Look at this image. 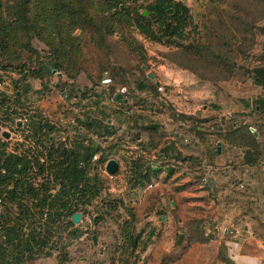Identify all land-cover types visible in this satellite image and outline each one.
<instances>
[{
	"label": "rangeland",
	"instance_id": "obj_1",
	"mask_svg": "<svg viewBox=\"0 0 264 264\" xmlns=\"http://www.w3.org/2000/svg\"><path fill=\"white\" fill-rule=\"evenodd\" d=\"M39 4L37 0L28 4L3 0L4 17L18 32L10 52L30 67L28 74L0 68V97L14 107L15 94L23 92L22 108L0 117L1 131L10 134L9 139L0 134V149L25 153L33 147V117L56 126L55 134L43 140L48 146L67 143L70 147L97 140L99 146L105 145L87 128L81 130V119L113 118L121 112L115 95L122 94V82L128 88L141 80L152 85L149 74L154 75L151 80L159 83L163 92L157 91L161 99L143 97L136 101V107L148 114L159 110L152 119L143 120L146 127H157L147 133L155 134L154 141L160 144L167 135L184 133L189 143H183L188 159L174 155L181 165H176L173 175L167 173L152 182V188L151 183L145 187L131 183L122 170L112 177L100 171L105 181L101 198L82 215L80 224H71L66 218L51 237V249L39 252L36 261L28 264H236L230 253L232 240L223 233L227 225H218L224 214L222 208L228 207L229 201H218L212 184L202 182L211 170L208 164L221 172L228 163L225 156H215L211 132L203 136L199 127L207 124L206 120H219L213 112L220 111L227 115V127L236 121L264 132V124L259 121L262 117L253 110L257 100L264 97L256 76L264 66V0H131V5L143 13L151 5L158 8L160 18L152 27L163 33L170 25V43L153 40L135 20L127 24L108 19L98 3L92 5L87 0L77 3L78 7L84 4L76 18L77 28L71 35L68 30L61 34L47 29ZM24 10L29 29L16 23L19 11ZM57 62L61 64L59 71L38 73L40 67L53 69ZM19 65L13 62L12 66ZM62 88L68 91V97L63 96ZM89 89L93 93L86 98L81 95ZM137 134L133 133L132 139ZM199 138L203 142L200 159ZM255 155L258 161L264 151ZM254 172L257 174V169ZM221 187L232 188L237 198L258 194L251 199L253 207L248 213L256 220L255 228H264V197L260 198L259 186L232 177L221 180L215 189ZM114 201H122L124 209H109ZM220 204L221 210L217 207ZM130 214L136 218L131 229L134 240L140 235L137 249H132L124 232ZM93 236H97V245Z\"/></svg>",
	"mask_w": 264,
	"mask_h": 264
},
{
	"label": "trees",
	"instance_id": "obj_2",
	"mask_svg": "<svg viewBox=\"0 0 264 264\" xmlns=\"http://www.w3.org/2000/svg\"><path fill=\"white\" fill-rule=\"evenodd\" d=\"M32 0H23L27 3ZM40 2L41 15L45 17L44 22L49 30L58 31L62 34L64 30H68L71 35L72 31L77 28L76 18L81 13L82 6L77 3L80 0H37ZM90 4L98 3L106 14L107 18L120 19L123 22H131L135 20L140 24L142 32L156 41L169 42L173 37L170 31V25L164 27L163 33H159L152 27L153 23H157L160 18L159 10L155 5L147 7L149 16H144L135 5H131V0H87ZM81 1L80 3H82ZM85 2V1H84ZM3 0H0V52L1 60L5 63H0V68L3 70L18 69L28 74L26 62H22L20 56L14 57L10 52V45L16 43L18 32L17 27L7 22L2 12ZM19 17L16 23H19L23 29H29L31 24L26 14V11L18 13ZM153 18L154 21L149 20ZM71 41V39H70ZM15 45V44H14ZM13 62L20 64L12 66ZM53 69L40 67L38 73L40 75L52 74L53 71H59L61 64L59 62L53 65ZM256 76L264 88V66L256 71ZM30 73V72H29ZM151 83L153 81L149 78ZM145 84V83H144ZM142 84L143 89H153L158 91V86L154 84ZM126 83L122 82V88H126ZM142 89V90H143ZM113 94L116 92L111 88ZM79 90L77 89V92ZM130 91V90H129ZM20 92L21 95H18ZM93 93L92 89L84 91V97ZM158 93V92H157ZM81 94V95H82ZM23 92L17 91L13 103L6 102L3 97H0V117L5 115L8 117L10 113H17L19 108H22ZM127 100V99H124ZM119 111L114 117H121L125 112L130 113L129 100L117 105ZM136 106V104H135ZM126 110V111H125ZM262 117L259 121L264 124V97L257 100L253 109ZM177 117L179 114H177ZM184 120H189V117H184ZM106 120L99 117L85 116L81 119V126L87 128L89 133H94L98 137H111L116 134L113 124H109ZM126 123L132 122L126 120ZM209 121L206 120L205 123ZM221 123L216 122L212 126L200 129L199 133L205 136L204 133L209 131L212 135L222 137L224 141L239 147H248L247 155L249 163H254L256 153L260 152V140L251 132L249 127L239 125L234 121L230 127L231 131L224 135L216 134V131L221 129ZM226 124V123H223ZM32 138L34 146L30 147L27 152L19 153L18 151L7 153L5 149H0V264H28L36 261L39 252H43L50 248L51 237L55 229L66 219H70L76 213H81L83 216L88 213L89 207L101 198L105 181L100 175V166L96 165L93 170L92 159L96 154L103 153V162L107 160L105 150L96 142L91 144L74 143L70 147L68 144H52L46 145L43 140L50 138L55 134L56 126L48 120L35 121V117L31 121ZM264 127V126H263ZM133 128V126H130ZM214 129L213 131L211 129ZM146 131L157 130V127H144ZM264 129V128H263ZM259 131L256 130V133ZM155 134L152 135L145 150L151 153L157 149L160 143H155ZM136 141V139H133ZM3 146H5L3 144ZM114 145L111 148H116ZM218 147L215 150V156L218 155ZM211 161V160H210ZM146 159L137 157L126 164L124 173L128 174L131 183H136L139 187H145L146 184H152V177L157 176L161 170L154 171V167H146ZM99 171V172H98ZM175 170H170L168 175H173ZM119 202V203H118ZM109 205H107L108 207ZM125 205L122 201H114L110 204L109 209L116 210L124 209ZM130 222H125L124 232L126 239L130 241L132 249L138 248L140 235L134 240L132 235V226L136 222L134 214H130ZM79 233L78 236H80Z\"/></svg>",
	"mask_w": 264,
	"mask_h": 264
},
{
	"label": "crops",
	"instance_id": "obj_3",
	"mask_svg": "<svg viewBox=\"0 0 264 264\" xmlns=\"http://www.w3.org/2000/svg\"><path fill=\"white\" fill-rule=\"evenodd\" d=\"M144 83L147 84L141 80L131 84L129 88L126 87V89L130 91L128 95H123V97L124 99H127V101L129 100L130 107H133L134 105V109H130V113H124L127 115V117L122 115L120 118L113 117L112 119L108 120V122L112 121L114 126L113 128L116 129V134L111 137H102L101 140L105 141V145L101 146V148L105 150V153L107 154V160H116L119 163L120 171H125L126 164L132 159H136L139 156L145 158L147 161L146 167L149 165L154 167V171H157L158 169L161 170L157 176L153 175L152 182H154L155 180H159L166 176L167 173L169 174V171L175 169L176 165H181V162L178 160V158H175L174 155H183V159L185 161L188 159L187 156H185V145L183 144V138L188 136L184 133H176L174 137H169V135H167V137L163 139V144H160L157 149L153 150L151 153L145 150V146L150 141V137L153 134H148L147 131L143 129L145 126L143 120L152 119L154 113H157L159 110L153 111V114L151 115L148 114V112L139 110L135 104L138 103L136 101H140V99L143 97H156L161 99V96L153 89L144 90L142 85ZM153 84L159 86V83L157 82H153ZM119 91L120 89H118L117 92ZM164 104L165 102L162 105ZM154 105L153 107L156 109V106ZM213 113V116L216 114L219 115L220 119L216 120L215 122L209 121L207 124H204L205 128L212 126V124H215L216 122H219L221 123L220 126L222 127L216 131V134L219 133L220 135L225 136L231 131L225 124H223H227L225 120L227 115L221 114L220 111ZM199 117L203 118V114L200 113ZM126 119L131 120L132 122L126 123ZM130 126H133V128H130ZM82 129L83 128H81V130ZM200 129L205 130L202 127ZM135 132H138V134L136 141L133 142L132 136ZM256 134L257 135L255 136L260 140V151H264V144H262L264 141V132L260 130ZM90 135H94L95 138L100 139V137L94 133H90ZM221 138V136L218 137L217 135H213V140L211 143L215 144V149L218 147V144H221L222 153L216 155V157L218 159L225 156L228 164H226V167L222 169L221 172H219V169H214L212 165L208 164V168L211 170H209L207 173L209 176L208 184H212V189L218 194V201L221 199H226L229 201L228 207H225L224 209L222 208V212H224V214H221V217L218 219V225L223 223L227 225L223 233L226 235L228 240H232V242L229 241V244H231L232 247L230 253L233 256L236 264H264V228L261 229L262 226L258 227L259 229L255 228L256 220L250 216V213H248V210L252 209L253 207V201H251V199L254 200L258 194L253 196L246 195L241 198H237L234 196L232 188L230 187H221L215 189L216 186H220L221 180L224 181L226 178L228 179L237 177L243 182L250 181L259 186L258 188L261 193L260 198L263 199L264 157H261L254 163H249L247 155L250 150L248 147L232 145ZM96 142H98V140ZM200 143L203 142L199 138V154L201 153V155H199V159L203 155V153L200 152V149L203 147V145ZM111 144L118 145V147L112 149V146H110ZM100 154L103 155V153ZM254 157L257 159L256 155ZM162 160L164 161L163 163ZM203 166L206 167L207 165ZM256 169L257 174L254 172ZM253 174H255L256 177L259 176V180H255L256 177L253 178V176H251ZM221 205L222 204L217 205L220 210ZM238 205L240 207H238ZM254 230L259 231L258 233H255Z\"/></svg>",
	"mask_w": 264,
	"mask_h": 264
},
{
	"label": "water",
	"instance_id": "obj_4",
	"mask_svg": "<svg viewBox=\"0 0 264 264\" xmlns=\"http://www.w3.org/2000/svg\"><path fill=\"white\" fill-rule=\"evenodd\" d=\"M147 15V12L144 13V16ZM59 76H61V74H58ZM149 78L150 79H154V75L153 74H149ZM115 101L116 102H120V103H127L128 101L127 100H124V97L122 94H116L115 95ZM18 126H21V123H18ZM0 134L6 138V139H9L10 138V134L8 132H2L1 131V128H0ZM257 135V134H255ZM218 154H221L222 153V146L221 144H218ZM106 172L108 175L110 176H114L116 175L118 172H119V163L116 161V160H110L107 165H106ZM162 219L164 220L165 218L162 217ZM82 221V214L81 213H76L73 217H72V222L74 224H80ZM93 242L95 245H97V236H93Z\"/></svg>",
	"mask_w": 264,
	"mask_h": 264
},
{
	"label": "built area",
	"instance_id": "obj_5",
	"mask_svg": "<svg viewBox=\"0 0 264 264\" xmlns=\"http://www.w3.org/2000/svg\"><path fill=\"white\" fill-rule=\"evenodd\" d=\"M127 89L126 88H123L122 90H121V93L123 94V95H126L127 94ZM158 92H163V87L161 86V85H159L158 86ZM251 129V132L252 133H255L256 134V129L255 128H250ZM212 131L214 130L213 128L211 129ZM183 142L184 143H186V144H188L189 143V139H188V137H185V138H183ZM109 162V160H106V161H104L103 162V160H102V155L101 154H96L94 157H93V159H92V165L93 164H95V165H99L100 166V170L102 171V172H104L105 174H107V172H106V165H107V163ZM108 175V174H107ZM110 176V175H109ZM112 177V176H111ZM208 181H209V176L208 175H206V176H204L203 177V179H202V182H203V185H206V184H208ZM154 185H150V188H152ZM240 188H244V184H241L240 185Z\"/></svg>",
	"mask_w": 264,
	"mask_h": 264
},
{
	"label": "flooded vegetation",
	"instance_id": "obj_6",
	"mask_svg": "<svg viewBox=\"0 0 264 264\" xmlns=\"http://www.w3.org/2000/svg\"><path fill=\"white\" fill-rule=\"evenodd\" d=\"M60 74H61V73H60ZM59 78H62V74H61V76H59ZM56 87L58 88L59 85L57 84ZM61 91H62V94H63L64 97H68V91H66V90L63 89V88L61 89ZM81 94H82V93H81ZM18 95H21L20 92H18ZM21 126H22V124H21ZM21 126H18V127H21Z\"/></svg>",
	"mask_w": 264,
	"mask_h": 264
}]
</instances>
